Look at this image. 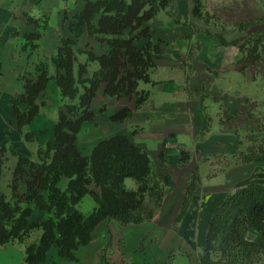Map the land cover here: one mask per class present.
<instances>
[{"label": "rangeland", "instance_id": "1", "mask_svg": "<svg viewBox=\"0 0 264 264\" xmlns=\"http://www.w3.org/2000/svg\"><path fill=\"white\" fill-rule=\"evenodd\" d=\"M203 2L208 12L207 21L192 15V0H169L166 8L158 9L151 20L154 41L162 47L156 55L157 67L152 71L157 83L142 81L139 86L141 90L150 91L149 98L136 107L135 98H108L100 91L93 102L96 116L82 125L77 139L83 153H89L104 137L120 132L128 133L146 148L157 176L163 179L169 173L175 182L159 215L142 224L119 226L120 236L108 230L110 220H106L96 230L95 240L77 250L78 260L62 257L57 247H53L41 264H106L101 254L102 247L109 243L112 247L115 243L120 244L121 249H133L139 263L143 264H167L169 257L173 264H199L209 219L222 198L250 181L264 183V156L258 150L264 147V44L262 57L255 61L244 58L238 45L229 42L234 39L244 42L249 37V30L245 29L248 23L251 30L264 29V0ZM62 3V6L73 4V0ZM49 19L48 13L40 17L37 30L42 37L32 42L39 47L33 50L31 57L21 48L27 40L22 35L15 61H8L13 69L10 72L7 69L5 74V82L13 85V90L4 94L0 91V147L12 145L34 160H38V147L54 138V125L66 99L58 91L56 80L51 79L38 99L43 113L31 125L37 133L35 141H27L19 132L13 99L23 90L21 77L35 76L37 63L56 51V47L46 43ZM218 35L229 43H223ZM14 36L18 46L20 32ZM89 41L86 34L76 44L77 49H82L78 52L82 61H88L86 49L98 53L104 49L102 43ZM89 63L93 71L97 63ZM51 72L55 73L52 67ZM3 74L0 66V80ZM126 105L134 109V115L125 121L113 120L111 114ZM181 147L191 152L187 165L180 163ZM236 150L252 152L255 158L250 162L241 161V156L234 154ZM161 151L165 152V160L161 159ZM3 159V189L8 198H12L14 190L19 195L26 190L25 178L29 175L17 174L15 178L17 156L11 150ZM197 167L201 184L184 218L178 222L176 217L183 205L187 183ZM126 184L129 188L137 187L133 178H127ZM95 206L96 202L89 195L80 203L85 212ZM47 215L37 208L33 221ZM41 233L35 230L25 242L16 240L0 246V264H26L25 247L38 241ZM250 237L260 238L261 235L252 230ZM111 246L106 250L108 256L113 255ZM121 254L118 264H138L132 255Z\"/></svg>", "mask_w": 264, "mask_h": 264}, {"label": "trees", "instance_id": "2", "mask_svg": "<svg viewBox=\"0 0 264 264\" xmlns=\"http://www.w3.org/2000/svg\"><path fill=\"white\" fill-rule=\"evenodd\" d=\"M32 1L36 5L42 3ZM154 1L155 4L149 0H80V10L64 9L65 32L59 35L56 51L37 63L35 76L21 77L23 90L14 97L13 109L17 128L27 141L36 140L37 133L31 124L42 111L38 99L51 79L56 80L66 99L54 125V138L38 147V160L12 145L0 147V246L16 240L25 242L33 231H42L38 241L25 247L26 264L45 262L53 247H57L62 257L78 260L77 250L95 240L96 228L102 221L115 220L121 225L152 221L162 210L167 194L175 188L171 174L159 178L149 151L128 133L104 137L89 153H83L77 145L82 125L96 116L93 102L100 91L108 98H135L136 107L149 98L150 91L139 86L142 81L157 83L152 71L157 67L156 55L162 51L161 45L154 41L151 20L158 9L169 4V0ZM192 1V15L207 21L203 0ZM14 16L13 11L0 6V24ZM27 16L40 26V18ZM250 26L251 23L245 25L249 37L244 42L240 43V39L229 42L238 45L244 58L256 61L263 55L264 29L251 30ZM86 34L90 41L102 43L104 49L101 53L86 49L88 61H82L78 54L82 49H77L76 44ZM218 36L223 43H229L222 35ZM24 37L27 40L21 48L31 57L39 47L32 42L41 38L42 33L26 32ZM90 61L97 63L93 71ZM133 115L134 109L126 105L111 114V118L125 121ZM8 150L17 156L15 178L17 174L29 175L25 178L26 190L20 195L14 190L12 198L3 189V157ZM258 150L264 156V147ZM234 154L244 162L255 158L254 153L242 150ZM164 155L161 151L162 160ZM190 160V150L181 147L180 163L187 165ZM127 178H133L137 187L129 188ZM201 179L197 167L187 183L176 221L187 213ZM87 195L96 202L90 212L80 208ZM37 208L48 215L33 221ZM252 230L261 237H250ZM109 246L110 243L104 245L102 256L108 264H114L107 258ZM167 264H173L171 257ZM199 264H264L263 182L243 184L218 203L206 228Z\"/></svg>", "mask_w": 264, "mask_h": 264}, {"label": "crops", "instance_id": "3", "mask_svg": "<svg viewBox=\"0 0 264 264\" xmlns=\"http://www.w3.org/2000/svg\"><path fill=\"white\" fill-rule=\"evenodd\" d=\"M65 1L67 0H42V3L40 5H36L33 3L32 0H0V6L9 9L16 14V16H14L8 22H4L0 24V66L2 68V71L4 72L2 76L3 78L0 80L2 82V84H0V91L3 92V94L5 92L13 90L12 87L13 85L11 86L9 82H5V74L7 73V69H9V72L10 70L13 69V66L8 61H15L14 55L16 54V51L18 52L19 48L21 47L22 35H24V33L26 32L37 30L36 24L29 20L27 14L33 15L36 18H40L43 14L48 13L50 19L46 27V35H48V37L46 38V43L47 46L51 45V47L54 46L57 48L59 43V35L65 32V27L62 23L63 10L66 8H70L71 11L73 9L80 10L82 6L80 0H73V4L70 3L62 6L63 4L62 2ZM17 31L20 32V39L18 40L19 41L18 46H16V40H15L16 37L14 36ZM52 69L55 68L52 66ZM3 82L6 84H3ZM58 91L61 93L60 87L58 88ZM42 113H43V109L40 112V114H38L35 117L33 122L40 115H42ZM105 221H102L98 225L96 230ZM108 224H109L108 230L112 231L113 233L115 232L114 233L115 236H120L121 233H119L118 231H119V226H121V224H119L115 220H110ZM111 250L113 252V255L110 254L109 256L107 255V257L108 260H110L114 264L120 263L121 257L123 256V254L121 253L124 252L127 255H132V257L138 261L137 253H135V251L131 248L127 249V247L126 248L124 247V249H121L120 244L116 245L114 243L113 247L111 246ZM111 255L112 257L114 256L113 259L111 258ZM133 264L135 263L133 262ZM138 264H143V263H139L138 261Z\"/></svg>", "mask_w": 264, "mask_h": 264}]
</instances>
